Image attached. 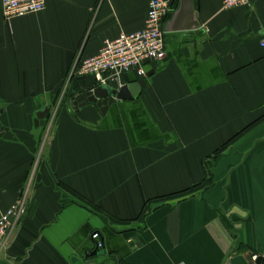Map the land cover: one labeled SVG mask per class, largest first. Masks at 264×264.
I'll return each mask as SVG.
<instances>
[{
	"label": "crops",
	"instance_id": "1",
	"mask_svg": "<svg viewBox=\"0 0 264 264\" xmlns=\"http://www.w3.org/2000/svg\"><path fill=\"white\" fill-rule=\"evenodd\" d=\"M149 1L45 0L7 21L0 0V215L26 199L0 264H264V0H193L199 27L164 30V58L122 76L145 82L137 98L75 102L94 85L74 60L141 29Z\"/></svg>",
	"mask_w": 264,
	"mask_h": 264
},
{
	"label": "built area",
	"instance_id": "2",
	"mask_svg": "<svg viewBox=\"0 0 264 264\" xmlns=\"http://www.w3.org/2000/svg\"><path fill=\"white\" fill-rule=\"evenodd\" d=\"M252 1L222 0V7L224 9L245 7ZM1 6L3 18L9 21L43 11L45 0H1ZM172 6L171 0H150L141 29L132 32L122 31L116 38L105 40L96 54L85 58L78 56L70 68L69 77L89 78L94 86L106 85L114 88L124 85L122 83L124 74L132 72L137 78L145 77L146 65L164 58L166 54L164 24ZM260 43L264 47V37ZM25 201L24 196L20 197L1 213L0 248L4 246V240L10 230L25 213ZM91 238L97 250L103 247L99 232H93Z\"/></svg>",
	"mask_w": 264,
	"mask_h": 264
},
{
	"label": "water",
	"instance_id": "3",
	"mask_svg": "<svg viewBox=\"0 0 264 264\" xmlns=\"http://www.w3.org/2000/svg\"><path fill=\"white\" fill-rule=\"evenodd\" d=\"M199 27V22L196 18L193 0H178V6L172 13L171 19L165 23V31H180L193 30ZM149 76V74H147ZM145 87L143 80H138L133 83L124 84L119 88H112L106 85H97L84 92L76 99L79 107L86 104H93L98 108L102 115H105L108 108L116 101L132 100L137 98L142 89ZM50 106H46L39 110L34 119L35 125H38L40 120H45L49 117ZM98 254L95 248L90 256ZM250 264H262V257L259 256Z\"/></svg>",
	"mask_w": 264,
	"mask_h": 264
},
{
	"label": "trees",
	"instance_id": "4",
	"mask_svg": "<svg viewBox=\"0 0 264 264\" xmlns=\"http://www.w3.org/2000/svg\"><path fill=\"white\" fill-rule=\"evenodd\" d=\"M221 151V150H220ZM208 176H209V173H208ZM210 180L207 179V176L206 178L204 179V181L200 184V185H197L193 188H188V189H185V190H182L180 192H176L174 194H171V195H168V196H164V197H160V198H157L156 200L154 201H163V200H166V199H170V198H175V199H178V200H183L185 199L186 197H188L189 195H191V193L196 190V189H200V188H204L205 186H207L209 184ZM151 201H146L143 208H142V211H141V214H140V217L139 219L143 220L144 216L146 215V213L149 211V203Z\"/></svg>",
	"mask_w": 264,
	"mask_h": 264
},
{
	"label": "rangeland",
	"instance_id": "5",
	"mask_svg": "<svg viewBox=\"0 0 264 264\" xmlns=\"http://www.w3.org/2000/svg\"><path fill=\"white\" fill-rule=\"evenodd\" d=\"M63 96V98H61ZM61 97H59L61 100H63L65 97H66V95L65 94H63V95H61Z\"/></svg>",
	"mask_w": 264,
	"mask_h": 264
}]
</instances>
